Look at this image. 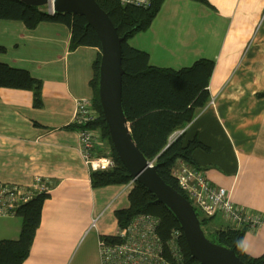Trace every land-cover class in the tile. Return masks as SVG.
<instances>
[{
  "label": "crops",
  "instance_id": "0c3cea01",
  "mask_svg": "<svg viewBox=\"0 0 264 264\" xmlns=\"http://www.w3.org/2000/svg\"><path fill=\"white\" fill-rule=\"evenodd\" d=\"M127 41L160 67L177 69L200 57L213 61L207 84L213 102L170 137L183 131L184 142L197 137L209 147L194 148L193 163L258 218L243 222L242 249L263 255L264 0H162L146 29ZM0 46V62L25 68L42 83L40 106L29 89L0 88V181L26 185L39 175L50 187L22 264H101L98 238L115 233L114 210L127 206L130 187L91 186L92 169L73 123L75 99L93 98L90 79L99 48L70 47L64 23L28 28L16 19H0ZM209 225L235 226L220 212ZM20 226L21 220L2 222L0 239L17 238Z\"/></svg>",
  "mask_w": 264,
  "mask_h": 264
},
{
  "label": "trees",
  "instance_id": "16d2710c",
  "mask_svg": "<svg viewBox=\"0 0 264 264\" xmlns=\"http://www.w3.org/2000/svg\"><path fill=\"white\" fill-rule=\"evenodd\" d=\"M111 18L115 29L123 36L121 44L122 108L135 144L143 155L153 161L155 170L164 181L171 184L180 193L178 182L172 175L171 167L183 160L194 162L191 152L194 148L209 149L197 137L184 142L183 131L170 137L175 130L182 129L195 114L208 102V80L211 76L213 61L200 57L189 66L177 69L160 67L149 63L148 52L129 44L128 37L146 29L158 12L162 0H150L149 6L122 5L117 0H96ZM198 1V0H196ZM205 1V0H199ZM0 19H16L28 28H34L41 21L60 22L70 30V47L79 45L96 46L99 39L94 29L82 15L70 12H49L46 6L28 5L20 0H0ZM3 51L4 47L0 46ZM100 52L92 63L90 85L93 88L92 103L98 110V118L90 124L97 128L101 138L113 157L114 165L108 169H92L90 184L92 187L107 184H124L132 179L129 171L117 158L110 143L98 98ZM41 80L32 76L25 68L14 67L0 62V88L29 89L33 94V104L41 105ZM76 127V125L74 126ZM128 191V204L114 210L118 227H123L136 213H151L159 218L158 234L166 241L173 228H179L172 211L161 202L155 201V195L136 179ZM49 194L42 192L28 202L20 205L16 214L21 217V226L17 238L0 239V264H22L29 252L35 231L41 220V208ZM205 235L212 241L236 250L239 258L246 264H263L264 254L253 257L242 249V236L247 224L237 226H219L207 230L210 217H204L195 207ZM107 239H114L105 235ZM180 246L184 254L182 264H200L188 252L185 240L180 236Z\"/></svg>",
  "mask_w": 264,
  "mask_h": 264
},
{
  "label": "built area",
  "instance_id": "2783aa9c",
  "mask_svg": "<svg viewBox=\"0 0 264 264\" xmlns=\"http://www.w3.org/2000/svg\"><path fill=\"white\" fill-rule=\"evenodd\" d=\"M120 4L149 6L150 0H117ZM51 12V11H49ZM213 98L207 103H212ZM99 116L92 99L79 97L75 99L73 123L76 125L80 143V153L91 169H108L114 165L112 155L107 149L101 134L92 124ZM153 161L150 160V166ZM172 175L189 202L204 217H212L220 212L235 226L243 222L254 224L257 217L244 212L229 196L224 186L215 185L208 178L203 168L179 161L172 167ZM129 180L126 185L131 188ZM49 183L36 175L29 184L8 183L0 181V217L16 214L17 208L28 202L38 193H48ZM95 219L92 220L94 225ZM159 218L151 213H136L123 227H117L114 239L105 235L98 238V251L101 264H182L184 254L180 246L181 228H173L169 238L162 241L158 234Z\"/></svg>",
  "mask_w": 264,
  "mask_h": 264
},
{
  "label": "water",
  "instance_id": "95a60500",
  "mask_svg": "<svg viewBox=\"0 0 264 264\" xmlns=\"http://www.w3.org/2000/svg\"><path fill=\"white\" fill-rule=\"evenodd\" d=\"M28 5L47 6V11L70 12L82 15L94 29L99 39L98 98L112 148L120 162L129 171L132 179L143 184L172 211L182 230L188 252L200 264H246L233 248L218 244L205 235L199 216L193 205L171 184L162 179L155 166H150L135 144L130 133V124L122 108L120 36L107 14L96 0H20Z\"/></svg>",
  "mask_w": 264,
  "mask_h": 264
},
{
  "label": "rangeland",
  "instance_id": "374dc122",
  "mask_svg": "<svg viewBox=\"0 0 264 264\" xmlns=\"http://www.w3.org/2000/svg\"><path fill=\"white\" fill-rule=\"evenodd\" d=\"M46 8H47V6H46ZM12 220V221H18V224L20 225V220H21V217L19 216V215H15L14 217H12V218H1L0 219V225H1V223L2 222H4V221H6V220ZM212 229V227H210V225H207V230H211Z\"/></svg>",
  "mask_w": 264,
  "mask_h": 264
},
{
  "label": "bare ground",
  "instance_id": "6f19581e",
  "mask_svg": "<svg viewBox=\"0 0 264 264\" xmlns=\"http://www.w3.org/2000/svg\"><path fill=\"white\" fill-rule=\"evenodd\" d=\"M17 213V212H16Z\"/></svg>",
  "mask_w": 264,
  "mask_h": 264
}]
</instances>
